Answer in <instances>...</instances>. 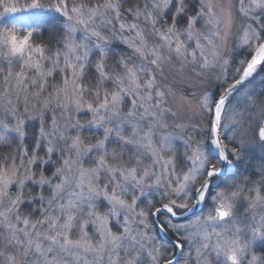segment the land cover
<instances>
[{"label":"snow or ice","instance_id":"snow-or-ice-1","mask_svg":"<svg viewBox=\"0 0 264 264\" xmlns=\"http://www.w3.org/2000/svg\"><path fill=\"white\" fill-rule=\"evenodd\" d=\"M215 7L0 0L3 264H264V0Z\"/></svg>","mask_w":264,"mask_h":264},{"label":"rangeland","instance_id":"rangeland-1","mask_svg":"<svg viewBox=\"0 0 264 264\" xmlns=\"http://www.w3.org/2000/svg\"><path fill=\"white\" fill-rule=\"evenodd\" d=\"M14 2L18 3L20 6L24 5L26 2L30 3V0H14ZM211 3L214 4L215 7V13L218 19H223L225 12L224 9L221 8V5H228L230 3V0H211ZM127 6V5H126ZM2 10V9H0ZM37 15H40V13H37ZM49 17L54 16V14L52 13H48L47 14ZM208 30L209 32L215 31V27L214 26H208ZM174 102L177 105L178 108H181V111H187L189 114L195 110V106H196V101L195 100H190L187 101V103L185 104L179 95H177L174 98ZM183 105V107H181ZM0 119H6L3 115L2 112H0ZM2 131V130H0ZM3 150L0 149V153H2ZM217 183H219V179H217ZM0 264H3V257H0Z\"/></svg>","mask_w":264,"mask_h":264},{"label":"water","instance_id":"water-1","mask_svg":"<svg viewBox=\"0 0 264 264\" xmlns=\"http://www.w3.org/2000/svg\"><path fill=\"white\" fill-rule=\"evenodd\" d=\"M222 167H223V165H222Z\"/></svg>","mask_w":264,"mask_h":264}]
</instances>
